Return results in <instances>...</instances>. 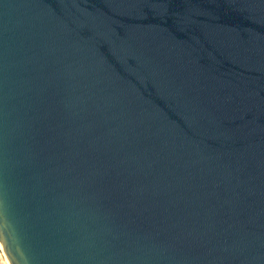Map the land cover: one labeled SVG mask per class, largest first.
Here are the masks:
<instances>
[{"label":"water","instance_id":"95a60500","mask_svg":"<svg viewBox=\"0 0 264 264\" xmlns=\"http://www.w3.org/2000/svg\"><path fill=\"white\" fill-rule=\"evenodd\" d=\"M9 264H264V0H0Z\"/></svg>","mask_w":264,"mask_h":264},{"label":"built area","instance_id":"2783aa9c","mask_svg":"<svg viewBox=\"0 0 264 264\" xmlns=\"http://www.w3.org/2000/svg\"><path fill=\"white\" fill-rule=\"evenodd\" d=\"M0 264H9L1 245H0Z\"/></svg>","mask_w":264,"mask_h":264}]
</instances>
